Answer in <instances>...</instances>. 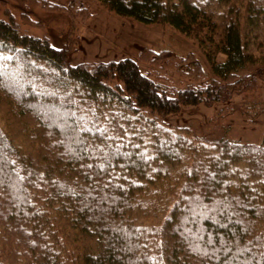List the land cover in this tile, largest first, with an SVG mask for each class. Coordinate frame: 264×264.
<instances>
[{"label": "trees", "instance_id": "trees-1", "mask_svg": "<svg viewBox=\"0 0 264 264\" xmlns=\"http://www.w3.org/2000/svg\"><path fill=\"white\" fill-rule=\"evenodd\" d=\"M98 1L194 35L212 78L168 92L131 58L72 65L0 19V264H264V139L163 123L255 88L234 0ZM248 1L258 30L264 0Z\"/></svg>", "mask_w": 264, "mask_h": 264}, {"label": "rangeland", "instance_id": "rangeland-1", "mask_svg": "<svg viewBox=\"0 0 264 264\" xmlns=\"http://www.w3.org/2000/svg\"><path fill=\"white\" fill-rule=\"evenodd\" d=\"M248 2L232 1L233 10L228 15L239 14L242 40L254 56L253 62L238 73L239 78L257 74L255 88L211 104L181 106L178 112L164 116L165 125L187 127L191 135L206 141L218 137L249 142L264 139V25H257V30L252 28L254 23L249 24ZM213 8L218 20L230 10L218 4ZM0 19L12 20L22 34L45 37L51 46L67 48L72 65L131 58L141 72L168 92L203 85L212 78L194 35L168 24L143 23L117 15L98 0H0ZM0 124L4 125L1 111Z\"/></svg>", "mask_w": 264, "mask_h": 264}]
</instances>
